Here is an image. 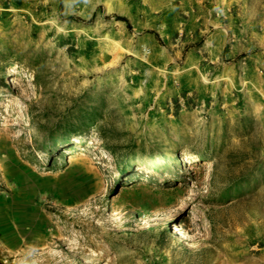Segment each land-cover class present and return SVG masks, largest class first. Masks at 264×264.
<instances>
[{"label": "rangeland", "instance_id": "374dc122", "mask_svg": "<svg viewBox=\"0 0 264 264\" xmlns=\"http://www.w3.org/2000/svg\"><path fill=\"white\" fill-rule=\"evenodd\" d=\"M0 264H264V0H0Z\"/></svg>", "mask_w": 264, "mask_h": 264}, {"label": "bare ground", "instance_id": "6f19581e", "mask_svg": "<svg viewBox=\"0 0 264 264\" xmlns=\"http://www.w3.org/2000/svg\"><path fill=\"white\" fill-rule=\"evenodd\" d=\"M176 230H178V231L181 230V227L180 226H177Z\"/></svg>", "mask_w": 264, "mask_h": 264}]
</instances>
